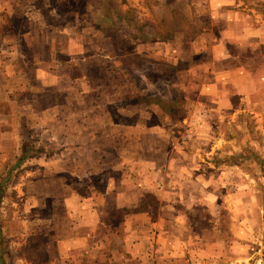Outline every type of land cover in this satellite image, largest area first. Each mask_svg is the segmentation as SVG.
I'll return each instance as SVG.
<instances>
[{
	"label": "rangeland",
	"instance_id": "374dc122",
	"mask_svg": "<svg viewBox=\"0 0 264 264\" xmlns=\"http://www.w3.org/2000/svg\"><path fill=\"white\" fill-rule=\"evenodd\" d=\"M193 1L0 0V72L10 63V52L21 56L16 62L23 69L12 77L0 76V264H93L96 255L87 259L80 249L59 251L52 233L65 232L67 221L61 202L52 201L53 193L49 185L45 186L46 181L50 183L57 169H65L62 177L81 195L90 192L91 183L103 190L110 176L120 177L126 165L78 178L70 173L76 168L74 154L63 158L68 163L65 166L58 163L57 154L61 149L81 148L83 143L85 158L78 167L95 164L88 150L107 156L110 167L113 150L128 147L123 136L134 137L129 125L142 123L157 134L156 139H148V158L164 164L163 185L170 187L165 188L167 192L160 189L135 193V198L142 199L136 208L149 210L155 220L162 214L165 228L179 223L172 228L175 235L170 239L179 238L183 248L180 252L177 249L176 255L166 254L158 246L159 239H152L149 246L151 250L153 246V253H147L146 260L140 262L121 245L120 238L112 237L104 242L111 252L110 264H197L192 259L194 246H198L197 253L207 264V176L211 175V185L219 181L218 173H208L207 163L239 165L238 172L228 173L229 180H235L237 174L250 179L258 185L264 201V151L258 150L264 144V135L251 133V124L244 137L242 130H235L236 126L228 122L213 123L217 126L216 132L213 124L209 127L213 135L230 132L238 152L228 157H220L219 153L207 157L208 98L207 91L203 93L201 88L207 77L204 66L208 50L200 40L195 44V39L203 27L218 31L222 24H213L204 16L198 18L191 8ZM241 1L264 15V0ZM70 37L75 38L76 45ZM174 53L176 59L172 57ZM51 56L55 60H51L52 68L74 60L78 67L77 72H70L75 77H63L66 82L61 92L44 88L40 73L35 77L36 67L47 66ZM76 75L83 96L78 118L84 119V125H63L62 129L69 138L82 126L84 142L60 141L55 131L61 125L51 124V118H46L49 110L43 107L51 100H61L63 94L72 95L70 90L75 84L71 82ZM210 118L217 120L214 115ZM241 135L243 139L236 142ZM194 148L195 158L185 162L182 153L177 163L197 166L199 179L191 185L193 173L173 171L174 166L166 161L169 150ZM177 184L184 186V195L170 190ZM183 196H191L195 203L185 201ZM123 215V209H114L110 221L119 225ZM187 221L194 231L191 241L180 230ZM152 226L148 228L149 235L157 231ZM222 236L232 242L230 230L223 231Z\"/></svg>",
	"mask_w": 264,
	"mask_h": 264
},
{
	"label": "crops",
	"instance_id": "0c3cea01",
	"mask_svg": "<svg viewBox=\"0 0 264 264\" xmlns=\"http://www.w3.org/2000/svg\"><path fill=\"white\" fill-rule=\"evenodd\" d=\"M191 8L198 18L204 16L213 24H222L218 31H211L209 26L203 27L202 33L195 39V44H198L197 40H200L204 48L207 47L208 50L207 64L204 66L207 68V77L201 88L203 93L207 91L208 98L207 157L218 153L220 157H228L238 152L234 139L229 135L230 132L221 131L219 135L214 136V130L215 132L217 130L214 124H227L228 122L236 126L235 130H242L244 137L246 136L245 129L251 124V133L260 132L264 135V15H260L261 10L244 4L241 0H194ZM70 41L76 45L74 37H70ZM175 55L177 54H172L174 59H176ZM9 56L11 57L10 63L6 70H1L0 76L12 77L23 70L16 62L20 61L21 56L16 52H10ZM51 60L55 61L51 56L46 60L48 61L47 66L36 67L35 77L40 73L39 75L43 77L44 88L53 87L54 90L61 92L66 82L63 77L65 75L75 77V73H71L78 71L76 60L69 61V64L66 62L54 65L53 68ZM69 60L72 61V57ZM77 79L78 75L72 78L71 84H75L72 86L73 90H70L72 95L63 94L61 100H51L43 107L49 110L46 115V118H51L49 122L61 125V128L55 131L56 139L60 141L73 139L76 142H84L82 126L79 130L77 128L75 135L69 138H66L67 132L62 129L63 125H84V119L78 118V109L82 108L83 100L80 98L82 90L78 88ZM73 114L74 117L71 116ZM212 115L217 120H212L210 118ZM212 124L214 130L209 128ZM128 129H133L134 137L123 136L128 147L113 150V160H111L113 165L110 167L106 164L108 163L107 156L96 155L95 150L86 151L95 164L92 162L86 168L82 165L78 167V164L85 158L83 143L81 148L72 151L61 149L57 154L60 158L58 163L62 166L68 164L63 158L74 154L76 168L70 173L78 178L102 174L106 168L121 169L125 165L127 167L122 169L120 177L110 176L103 190L99 191L93 183L88 184L90 192L84 195L64 180L61 174L66 171L65 169H57L52 179L49 180L50 183L46 181L45 186L49 185L53 193L50 196L52 201L54 199L61 202L67 221L65 232L52 233L61 253L80 249L87 259H92L94 255L97 256L93 264H110L111 252L104 242L112 237L120 238L121 245L140 262L142 259L146 260V256H149L147 253H153V246L152 250L149 246L154 242L152 239L156 241L159 239L158 246L166 254L176 255L180 252V248L182 250L183 247L178 244L179 238L170 239L174 238L172 228L175 229L176 224L179 223L173 224L172 228H165L163 221L166 219L162 214L155 220L149 210L140 211L136 208L137 203H141L142 199L139 201V198H135V193H146L150 190L157 192L160 189L167 192L165 188L169 190L170 187L163 185L164 164L156 162L158 159L148 158L149 152L146 147L148 139L151 137L156 139L157 134L142 123L133 127L129 125ZM242 135L235 141H241ZM92 140H94L93 136ZM196 150L197 148L188 151L175 149L167 152L166 162L174 166L173 171L178 170L188 175L194 174L191 185L199 179L195 172L197 166L186 165L183 162L180 165L177 163L179 159L182 160V153L185 155L183 159L185 162L195 158ZM258 150L264 151V144H260ZM160 152L162 155L163 151ZM233 164L221 162L212 166L207 163L208 173H218L219 176V181H215L213 185L210 184L211 175L207 176V264H264V257L260 254L261 248H264V241L262 243L264 240L263 197L258 190V185L250 179L246 180L237 174L235 180H229L228 173L238 172L240 168L239 165ZM201 180L205 181V177ZM188 182H191L190 179ZM183 188V185L177 184L170 190L180 196V193L183 194ZM203 189H206L204 183ZM183 198L185 201L195 203L191 196L188 198L183 196ZM114 209H123L124 212L119 225H114L110 221V213ZM173 216L178 219L176 214ZM187 223L183 224L184 228L180 230L186 233L187 239L191 241L194 231L189 226L190 223L188 221ZM150 224L156 227L157 231L154 232L152 229L155 235L148 234ZM226 230H230L231 243H228L222 236V232ZM177 249L179 252H176ZM193 251L192 259L195 258L197 264H204L205 258L197 253L199 252L198 246H194Z\"/></svg>",
	"mask_w": 264,
	"mask_h": 264
},
{
	"label": "water",
	"instance_id": "95a60500",
	"mask_svg": "<svg viewBox=\"0 0 264 264\" xmlns=\"http://www.w3.org/2000/svg\"><path fill=\"white\" fill-rule=\"evenodd\" d=\"M262 253H263V255H264V249H263Z\"/></svg>",
	"mask_w": 264,
	"mask_h": 264
}]
</instances>
